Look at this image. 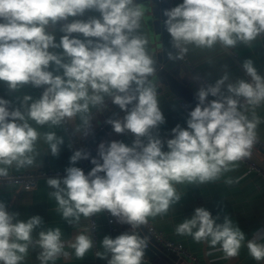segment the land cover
<instances>
[{"label":"clouds","instance_id":"clouds-1","mask_svg":"<svg viewBox=\"0 0 264 264\" xmlns=\"http://www.w3.org/2000/svg\"><path fill=\"white\" fill-rule=\"evenodd\" d=\"M89 10L99 12L100 17L62 24L64 35L55 42L48 31L50 25L82 17ZM164 14L167 31L181 55L187 51L182 45L211 49L219 43L233 48L264 34V0H183ZM143 15L144 9L135 6L134 0H0V82L9 91L27 84L47 86L37 100L23 97L26 113L19 108L10 110L11 101L0 98V164H33L41 134L29 121L60 126L83 114L80 118L87 135L90 110H99L105 96L126 112L122 119L108 123L117 134H134L131 147L120 141L100 143L98 158L91 159L95 166L87 175L70 166L63 178L47 180L54 189L49 196L56 202V211L69 224L107 211L118 223L130 225L131 232L115 238L106 235L100 242L103 251L96 256L107 259L108 264H142L149 240L139 229L150 217L167 214L180 201L177 185L216 182L251 156L259 119L250 120L240 110L238 98L253 108L264 102V77L258 75L251 60H245L243 68L251 80L226 84L229 75L225 72L214 85L200 88L199 103L189 113L187 129L172 128L174 138L166 141L164 151V142L153 134L165 123L156 88L148 80L154 73V61L146 51L147 40L130 37ZM73 33L98 39L82 41L71 38ZM57 48L63 52L50 51ZM50 63L63 74L54 75ZM225 84L231 95H223ZM209 96L217 99L207 101ZM43 138L51 154L58 156L63 138L55 132H47ZM89 156L76 150L70 163L75 165ZM5 175L7 170L0 168V176ZM17 217L18 213H9L0 202V264H21L33 243V231L43 223L39 215L26 220ZM217 219L206 208L197 207L190 218L177 224L175 232L212 248L219 245L225 259L238 256L245 244L244 232L228 215L222 223ZM62 235L60 227L39 232L35 243L41 249L40 264H49L61 255L68 258L66 246L77 259H83L94 246L86 231L67 242ZM246 247L252 259L264 261V233L247 240Z\"/></svg>","mask_w":264,"mask_h":264},{"label":"crops","instance_id":"crops-1","mask_svg":"<svg viewBox=\"0 0 264 264\" xmlns=\"http://www.w3.org/2000/svg\"><path fill=\"white\" fill-rule=\"evenodd\" d=\"M183 3V0H174L173 8ZM134 5L138 6L134 0ZM139 7V6H138ZM168 7V4H167ZM99 12L94 10L86 11L82 17H70V20L81 19L87 21L90 18H99ZM55 37V42L59 43L61 37L64 35L60 31V26L56 25L48 28ZM76 38L82 41L86 39L97 40L98 38H85L83 34L75 33ZM136 36L147 40L145 45L146 51L152 57V43L150 40L148 28L145 21L141 18L140 26L134 32L130 33V37ZM187 48L185 52L188 62H185L181 57V71L180 76L185 82V85L196 94L199 89L214 85L215 82L221 78L225 72L229 75V80L226 82H235L236 80L243 79L249 81V76L243 68L245 60H251L253 66L256 68L258 75L264 77V35L257 37L249 44L238 43L233 48H225L217 43L211 49L200 48L193 44L183 45ZM56 53H62V49H50ZM67 62V58H65ZM49 70L54 72V75H62L63 70L55 71V66L50 63ZM225 86L222 88L224 96L231 95L227 92ZM47 87V86H45ZM162 92L157 96L159 107L165 117V123L160 125L157 132L154 130L153 134H158L159 138L164 142V151H167L166 141L174 138L171 129L179 125L181 128L187 129V120L189 113L180 106L179 97L173 90L167 86L158 84L156 87ZM29 95L32 100L39 99L42 95L36 87L31 84L24 85L17 91H9L7 85L0 82V98L11 101L10 110L19 108L22 112L26 113L27 106L22 104L23 97ZM217 99V97L209 96L207 101ZM111 98L104 97V109L110 108ZM31 103V101H29ZM189 104V103H188ZM240 110L251 120L254 117L259 119L257 124L256 134L257 138L264 141V102L259 106L251 107L246 106L245 101H240ZM191 110L195 106L189 104ZM95 108L90 110V115ZM103 109V110H104ZM101 110L95 117L90 118V125L87 128V135L84 134V127L79 114L73 120H66L69 126V131L63 123L60 126L44 125L39 126L34 121H29L30 125L36 128L41 137L37 141L34 162L32 165L18 166L16 162L12 165L0 164V168H5L7 173L22 172L28 170L38 169H66L70 166H80V160L75 165L70 163V157L74 154L75 150L72 147V139L70 132L75 138L85 139L94 131L97 126L105 120V116ZM77 126L81 127V131L77 132ZM47 132H55L58 137H62L64 143L60 145V152L58 156H53L50 152L48 144L44 140V134ZM110 141L106 143V137H103L100 143L109 144L112 141H120L127 146H132L135 139L134 134L128 132L127 134H114L110 132ZM99 143V145H100ZM147 143V140H144ZM99 145L97 149H99ZM250 159L257 164L264 172V147H260L257 143L254 144ZM91 166V164H90ZM92 167V166H91ZM49 178H63L60 176L46 177L39 181L36 189L31 191H21L18 187L6 186L0 187V202L6 205V210L9 213H18V219L26 220L32 216L39 215L43 223L35 229L32 233L33 243L29 245L28 252L24 257L21 264H40L38 259L41 249L35 243L39 238V232L47 230L49 227H60L62 231V238L67 242L74 239V237L81 231L89 230L86 227V219L81 217L79 223L69 224L66 220L62 219L60 214L56 211V202L49 196V193L54 191L47 185ZM234 181L232 184L226 183L227 180ZM177 190L182 194L178 203L173 205L167 214L158 215L153 219L157 227L162 229L164 233L173 240L179 241L186 245L197 257V262L187 261L182 259L183 263L187 264H264V261H255L249 255L246 242L252 239L258 233H264V174L250 168L244 161L237 162V166L226 173H224L219 180L213 183L203 184L196 186L190 185H177ZM197 207H204L209 210L213 217L217 219V223H222L224 216L228 215L234 222L237 223L239 228L244 232L246 240L245 244L241 247L239 255L233 258L225 259L222 251L219 250V245L216 248L209 246L207 242L196 243L191 236L177 235L175 228L177 224L181 223L185 218H190ZM103 220V217L100 218ZM117 231L113 237L110 236L109 230L105 225H101L98 230L99 246L104 236L115 238L116 236L124 233L131 232V227L128 224H121L116 221ZM141 233H146L144 227L140 229ZM149 241L163 249L158 245L153 238L148 237ZM154 242H153V241ZM259 242V241H258ZM65 251L69 252V257L65 258L61 255L57 260L50 261L49 264H94L95 257L93 248L86 253L83 259H77L74 256L73 250L66 246ZM100 251L103 249L100 246ZM148 257V256H147ZM142 264H159L154 259L148 257L143 259Z\"/></svg>","mask_w":264,"mask_h":264},{"label":"water","instance_id":"water-1","mask_svg":"<svg viewBox=\"0 0 264 264\" xmlns=\"http://www.w3.org/2000/svg\"><path fill=\"white\" fill-rule=\"evenodd\" d=\"M137 5L144 9L142 19L148 28L150 40L152 43V59L154 61V73L148 77L156 88L159 83L169 86L173 92L179 97L184 98L189 104L196 107L199 103L197 94L193 90H189L183 83L180 76L181 56L174 47L172 38L166 28L165 12L168 10L166 0H135ZM173 57V58H170ZM135 87V85H133ZM157 89V88H156ZM134 94V93H133ZM110 108L104 109L103 114L105 120L102 121L97 128L84 139L83 151L90 153L87 159L92 168L95 166L91 163L92 158H98V145L103 137H106V143L110 141V132L112 125L109 120H116L119 112L122 110L118 105L110 101ZM143 234L139 230L142 237H150L148 231ZM149 240V238H148ZM153 241V240H152ZM154 242V241H153ZM145 255L154 259L159 264H187L182 262V258L176 253L167 252L152 244L144 250Z\"/></svg>","mask_w":264,"mask_h":264},{"label":"built area","instance_id":"built-area-1","mask_svg":"<svg viewBox=\"0 0 264 264\" xmlns=\"http://www.w3.org/2000/svg\"><path fill=\"white\" fill-rule=\"evenodd\" d=\"M166 2L168 4V10L172 9L173 4H174V0H166ZM68 22H71L70 18L68 19V21H61L57 25L61 26L62 24L68 23ZM263 35L264 34H262L261 36H263ZM71 38H76L75 33L71 34ZM182 47H183V45H182ZM176 50L178 51L180 56L183 58V60L185 62L189 63V61L187 60L185 52L181 55L180 49L176 48ZM248 80L250 81L251 78L249 77ZM45 88H46L45 86H41L37 89L40 92V94L42 95ZM156 92H157V96H158L161 94L162 91L160 89H156ZM238 99H239V101L243 100V98H238ZM179 100H180L179 101L180 106L183 109H185L186 111H188V113H190V111H192V110H191L188 102L184 98H179ZM134 103L135 102H133V104ZM133 104L128 105L129 110L131 109ZM104 106H105V104L103 103V105L100 107L99 110L94 109V111H92L90 117L91 118L95 117L101 110L104 109ZM125 115H126V112L124 110H121L119 112L116 120L122 119ZM64 124L66 126V130L69 131V126L66 124V121L64 122ZM111 132H113L114 134H117L114 132L113 128H111ZM127 133L128 132L126 131L122 134H127ZM69 134H70V137L72 139L73 149L75 151L76 150H82L83 151L84 139L73 137L71 132ZM256 143L258 146L264 147V141H262L258 138H257ZM242 161H244L250 168L255 169V170L259 171L260 173L264 174L261 167H259L257 164H255L250 159L245 158ZM79 168H81L85 172L86 175L92 169V167L90 166V163L87 159H81L80 160ZM65 175H66L65 169H52V168L7 173V175H5V176H0V187L14 186V187H18L21 191H31V190H34L37 188L39 181L42 178L56 177V176L64 177ZM101 175H103V174H101ZM101 217H103V220H100ZM101 225H105L108 228L109 234L111 237H113L117 231L116 218L112 217L110 215V213H108L107 211H104L102 213H98V214L94 215L93 217L86 219V227L89 230V235L92 237V239L94 241V246H93V252H94V257H95L94 264H108L107 259H100L96 256V252L100 251L98 230H99ZM143 227L148 231V233L153 238V240L157 244L162 246V248H164V250H166L167 252L176 253L177 255H179L180 258L187 260V261H192V262L198 261V257L186 245H184L183 243H181L179 241L171 239L170 237H168L164 233V231L162 229L157 227V225L153 221L152 217H150L148 219V223L146 225H143ZM148 246H149V243H148ZM143 259H148V257L146 255H144Z\"/></svg>","mask_w":264,"mask_h":264},{"label":"rangeland","instance_id":"rangeland-1","mask_svg":"<svg viewBox=\"0 0 264 264\" xmlns=\"http://www.w3.org/2000/svg\"><path fill=\"white\" fill-rule=\"evenodd\" d=\"M159 245V244H158Z\"/></svg>","mask_w":264,"mask_h":264}]
</instances>
